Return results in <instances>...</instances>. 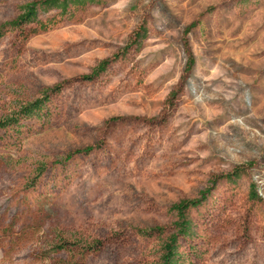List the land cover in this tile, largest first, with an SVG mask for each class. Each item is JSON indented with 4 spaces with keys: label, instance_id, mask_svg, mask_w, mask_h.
I'll list each match as a JSON object with an SVG mask.
<instances>
[{
    "label": "rangeland",
    "instance_id": "1",
    "mask_svg": "<svg viewBox=\"0 0 264 264\" xmlns=\"http://www.w3.org/2000/svg\"><path fill=\"white\" fill-rule=\"evenodd\" d=\"M31 1L0 0V27ZM8 121L0 264H161L173 236L179 264H264V0L40 11L0 38Z\"/></svg>",
    "mask_w": 264,
    "mask_h": 264
},
{
    "label": "trees",
    "instance_id": "2",
    "mask_svg": "<svg viewBox=\"0 0 264 264\" xmlns=\"http://www.w3.org/2000/svg\"><path fill=\"white\" fill-rule=\"evenodd\" d=\"M82 0H34L31 2H28L24 5L21 6L20 8V13L18 16L3 24L0 27V38L3 36L4 31L6 28H22L25 25H28L30 23H33L39 19V12L40 11H47L51 8H59L65 11L68 6L71 3H79ZM88 2H94V0H86ZM193 55L191 53H188V64L190 67L193 63ZM107 61H104L96 67L93 70V76L97 75L99 72L103 71L105 69V64ZM187 67V68H188ZM92 76H87L86 78H91ZM61 90V85L56 86L55 88L50 89V92H58ZM49 99V94L44 95L41 98H38L36 100H33L24 106L20 108L18 111V114H16L14 117V124L15 126H20L19 119L21 117H36V118H42L47 112H48V105H47V100ZM11 124V121L8 122H0V127H6ZM90 150H92V147H88L84 149L83 151L88 153ZM71 155L67 156V159L70 158ZM238 173L235 172L233 177L236 176ZM199 203V200H188V201H183L181 203H178L174 205V208L177 209L179 213V218L180 221L177 223V227H179V230L182 231L184 235L189 234L190 229H189V221H187L184 213L186 209L192 205H196ZM142 233H147L145 230H140ZM101 243L99 241L95 242V247L100 245ZM58 250L64 249L65 245H58L56 247ZM177 240L176 236H173L170 242H168L165 245V253L162 257V263L161 264H179V258L180 255L178 254L177 250Z\"/></svg>",
    "mask_w": 264,
    "mask_h": 264
}]
</instances>
